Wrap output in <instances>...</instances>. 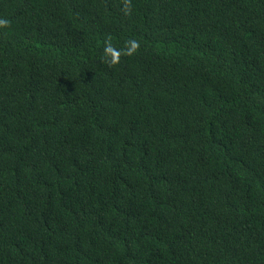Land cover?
<instances>
[{"label": "trees", "instance_id": "16d2710c", "mask_svg": "<svg viewBox=\"0 0 264 264\" xmlns=\"http://www.w3.org/2000/svg\"><path fill=\"white\" fill-rule=\"evenodd\" d=\"M0 18V264H264V0Z\"/></svg>", "mask_w": 264, "mask_h": 264}, {"label": "clouds", "instance_id": "9594fccd", "mask_svg": "<svg viewBox=\"0 0 264 264\" xmlns=\"http://www.w3.org/2000/svg\"><path fill=\"white\" fill-rule=\"evenodd\" d=\"M10 26V21L0 18V30ZM140 48V43L135 39H130L125 42L123 48L113 46L111 40H106L103 48L102 59L109 67H114L120 63L121 57H131L137 53Z\"/></svg>", "mask_w": 264, "mask_h": 264}]
</instances>
